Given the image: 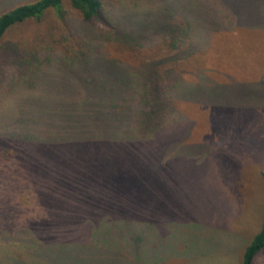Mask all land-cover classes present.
<instances>
[{
    "label": "rangeland",
    "instance_id": "1",
    "mask_svg": "<svg viewBox=\"0 0 264 264\" xmlns=\"http://www.w3.org/2000/svg\"><path fill=\"white\" fill-rule=\"evenodd\" d=\"M30 1L0 0V13ZM101 1L103 22L65 3L64 21L50 11L0 40V249L25 229L68 239L67 264H241L264 217V0ZM163 14L184 43L169 46ZM153 72L163 104L143 137L129 87ZM105 103L121 135L66 150L70 113ZM107 216L128 222L115 236L130 243L94 256L82 222Z\"/></svg>",
    "mask_w": 264,
    "mask_h": 264
},
{
    "label": "trees",
    "instance_id": "2",
    "mask_svg": "<svg viewBox=\"0 0 264 264\" xmlns=\"http://www.w3.org/2000/svg\"><path fill=\"white\" fill-rule=\"evenodd\" d=\"M65 3L69 4L73 10L77 11L83 20H98L103 22V4L101 0H32L30 2L18 5L9 11L0 13V40L12 27L20 25L26 21L40 22L50 11H53L61 21H64L66 14L64 10ZM166 15L167 14H163L164 19L159 22L160 28L163 32L167 31L170 33L171 41L169 46L174 48L177 46L178 42L184 43L186 35L179 34L178 27L172 26L170 21L167 22L168 19L166 18ZM167 17L169 18V16ZM186 26V29L190 28L189 21H187ZM180 32H182V30H180ZM117 38L122 39L124 43L130 46L135 45V42L137 41L136 39L129 37V34H119ZM185 58H190V56L186 55ZM153 74L154 72L148 77V79L144 77V81H142V83H138L137 86L131 84L129 87V96H140L141 100L143 101V103L141 102L143 108H141L137 115L138 120H132V123L133 125L135 123L136 128H138L137 124H139L141 127L146 129L142 132L143 137L153 135V131H150V128L153 127V125L158 124L155 120H153V114L163 104L159 103L157 106L159 94H163L164 91L161 92L158 87L153 84V81L155 80ZM144 76H146V73ZM136 88H138L139 91L138 95H131L132 91ZM123 100L127 101L126 97H124ZM153 102H155V104H153V108L151 105V109L149 111L147 106ZM115 108V104L105 103V110H109L104 111V113L102 111H97L98 113L96 112L93 114L94 117L92 118L89 116L88 112L82 111L81 113H70L68 116V121L71 120L73 123L72 126L70 125L72 132L67 136L68 140L66 138L63 142L66 150H68L73 155H77V153L85 148H90L91 146L103 143L102 141L104 140H108L105 139V135H107V133L121 135L120 131H116V123L118 121L120 122L122 117L116 113ZM124 109L125 106L121 108V110ZM133 131H135L134 127ZM124 136L125 139H132L134 134L128 133ZM112 138L113 135H110L109 140H112ZM147 163H145L143 167H146ZM143 167L139 170L143 171ZM157 175L158 169L156 168L155 176L157 177ZM126 177L128 178L127 175L124 176L122 182L126 181ZM261 178L264 182V172L261 173ZM127 223V221L122 222L120 219L117 221H112L108 216L98 222H91L89 220L82 222V225L88 228V234L86 238L87 245L89 248L93 249V255H102L103 253L107 255L116 254L119 245L122 246L124 244L126 247L129 246L131 236L128 237L127 234L122 235L123 231L126 229L124 225L127 227ZM117 228L119 229V233H122L119 238L115 236V230ZM24 231L25 229L14 233V243H8V245L6 244L4 246V249H0V264H67V253H69V249L71 248V245H68L70 242L68 239L48 237V240L41 242L48 243L41 245L39 240V244L35 243L33 240L35 235L32 237L30 232L27 234L30 235V237H23L22 234ZM1 232L7 236V234L2 230ZM144 233L145 232L143 230L138 234H135L134 237L140 241L142 240L141 236H144ZM15 235L17 237H15ZM263 249L264 217L260 230L254 235L251 242L247 245L243 252L241 264H253L255 257Z\"/></svg>",
    "mask_w": 264,
    "mask_h": 264
}]
</instances>
